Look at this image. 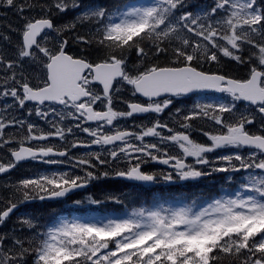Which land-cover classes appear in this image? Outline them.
Segmentation results:
<instances>
[{
	"label": "snow or ice",
	"instance_id": "1",
	"mask_svg": "<svg viewBox=\"0 0 264 264\" xmlns=\"http://www.w3.org/2000/svg\"><path fill=\"white\" fill-rule=\"evenodd\" d=\"M186 5L0 0L18 17L0 30V176L22 162L65 169L0 186V229L22 207L101 178L247 174L231 194L124 217L42 225L22 212L0 231V264H264V0Z\"/></svg>",
	"mask_w": 264,
	"mask_h": 264
},
{
	"label": "flooded vegetation",
	"instance_id": "2",
	"mask_svg": "<svg viewBox=\"0 0 264 264\" xmlns=\"http://www.w3.org/2000/svg\"><path fill=\"white\" fill-rule=\"evenodd\" d=\"M75 48V46L73 47ZM78 51V49H77ZM192 137L195 140L202 141V136L200 133L197 135L195 133H192ZM30 165H38L41 167H47L49 170H65L63 168L57 167V166H46L42 164H34L30 163ZM145 171H159V170H168L165 169V166L163 165H145ZM209 179L208 176H204L203 178H199L195 181H188V182H175L172 184H153L152 186H148L146 184H139V185H130V184H123L124 190L121 191V193H126V191L129 190H136L140 194L150 197L151 200H155L158 204H168L170 201L174 200V197L176 195H187L192 196L194 199L202 200V193H204L207 189H210L207 185V180ZM223 187L221 185H218L216 189H222ZM102 187L98 185L95 187V184L92 182L90 186L82 189L78 194H72L68 198H66L67 203L74 202L79 196L81 197H95L96 195L102 194ZM56 203H50V204H43V206H46L47 209L49 208V211H52L53 208H56Z\"/></svg>",
	"mask_w": 264,
	"mask_h": 264
},
{
	"label": "rangeland",
	"instance_id": "3",
	"mask_svg": "<svg viewBox=\"0 0 264 264\" xmlns=\"http://www.w3.org/2000/svg\"><path fill=\"white\" fill-rule=\"evenodd\" d=\"M148 0H134L130 2L128 5L131 4H141L146 3ZM85 8L89 6H99L98 2L96 0H89L88 2L82 1ZM212 3V0H187L186 10L190 11H196L200 8L206 7L207 5H210ZM60 22L61 19H60ZM58 22V23H60ZM4 32H8L7 29L3 30ZM13 36V39H15V33L11 34ZM75 45H71L69 48L72 50ZM216 69L215 65L208 66L205 65V70L208 71H214ZM180 204V202L173 203L172 205ZM132 210L123 211L122 208H114V207H105L93 211H84L83 215H78L76 219L80 220H99V219H105V218H118V217H124L128 215ZM17 220V219H16ZM15 220V221H16ZM18 223V222H17ZM46 224V222L41 223Z\"/></svg>",
	"mask_w": 264,
	"mask_h": 264
},
{
	"label": "trees",
	"instance_id": "4",
	"mask_svg": "<svg viewBox=\"0 0 264 264\" xmlns=\"http://www.w3.org/2000/svg\"><path fill=\"white\" fill-rule=\"evenodd\" d=\"M225 68L226 71H229L231 73H238V69L235 66H224L223 69ZM242 70H240V75H243V73H241ZM243 72V71H242ZM10 181H16L18 179L16 178H10Z\"/></svg>",
	"mask_w": 264,
	"mask_h": 264
}]
</instances>
